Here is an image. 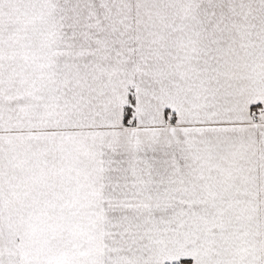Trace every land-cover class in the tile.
Segmentation results:
<instances>
[{
    "label": "snow or ice",
    "instance_id": "snow-or-ice-1",
    "mask_svg": "<svg viewBox=\"0 0 264 264\" xmlns=\"http://www.w3.org/2000/svg\"><path fill=\"white\" fill-rule=\"evenodd\" d=\"M0 264H264V0H0Z\"/></svg>",
    "mask_w": 264,
    "mask_h": 264
}]
</instances>
